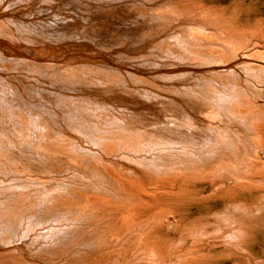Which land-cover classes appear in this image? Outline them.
<instances>
[{"label":"bare ground","instance_id":"1","mask_svg":"<svg viewBox=\"0 0 264 264\" xmlns=\"http://www.w3.org/2000/svg\"><path fill=\"white\" fill-rule=\"evenodd\" d=\"M246 2L0 0V264H264Z\"/></svg>","mask_w":264,"mask_h":264},{"label":"rangeland","instance_id":"2","mask_svg":"<svg viewBox=\"0 0 264 264\" xmlns=\"http://www.w3.org/2000/svg\"><path fill=\"white\" fill-rule=\"evenodd\" d=\"M246 5L250 7V11L253 14L252 15L253 21L260 20V19L264 20V0H262V1L261 0H250V1L248 0V2H246ZM157 76H160V75H157ZM247 89L249 91L253 90V88H251L249 85H248ZM263 103H264L263 101H260L261 106L264 105ZM258 187H260L261 189L264 190V184L258 185ZM252 247H253L252 248L253 257L255 259H258V261H259V259L264 261V229L260 228L256 232L255 241H254Z\"/></svg>","mask_w":264,"mask_h":264}]
</instances>
